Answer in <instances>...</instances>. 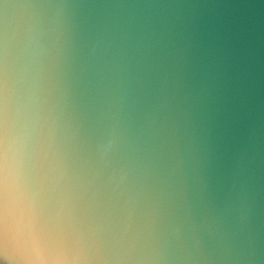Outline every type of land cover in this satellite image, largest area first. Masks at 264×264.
Instances as JSON below:
<instances>
[{"label":"water","instance_id":"obj_1","mask_svg":"<svg viewBox=\"0 0 264 264\" xmlns=\"http://www.w3.org/2000/svg\"><path fill=\"white\" fill-rule=\"evenodd\" d=\"M0 264H264V0H0Z\"/></svg>","mask_w":264,"mask_h":264}]
</instances>
